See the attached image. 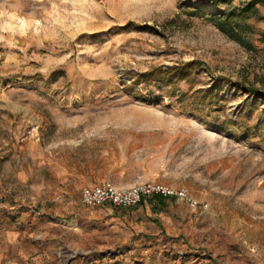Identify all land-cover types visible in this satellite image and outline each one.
<instances>
[{"label":"rangeland","instance_id":"374dc122","mask_svg":"<svg viewBox=\"0 0 264 264\" xmlns=\"http://www.w3.org/2000/svg\"><path fill=\"white\" fill-rule=\"evenodd\" d=\"M263 35L264 0H0V264H264ZM103 181L193 202L111 229Z\"/></svg>","mask_w":264,"mask_h":264},{"label":"built area","instance_id":"2783aa9c","mask_svg":"<svg viewBox=\"0 0 264 264\" xmlns=\"http://www.w3.org/2000/svg\"><path fill=\"white\" fill-rule=\"evenodd\" d=\"M154 195L175 196L193 202L184 188H171L160 182H147L131 186H116L109 181L83 186L80 200L86 207L110 203L119 207H131L144 197ZM195 203V202H194Z\"/></svg>","mask_w":264,"mask_h":264},{"label":"crops","instance_id":"0c3cea01","mask_svg":"<svg viewBox=\"0 0 264 264\" xmlns=\"http://www.w3.org/2000/svg\"><path fill=\"white\" fill-rule=\"evenodd\" d=\"M158 198H163L162 196L157 195ZM144 199V198H143ZM141 202V201H140ZM139 202V203H140ZM160 203V202H158ZM150 204L151 207L148 208L145 205H140V208L137 207L134 210L130 209H122V211L113 210L112 208L115 207L114 205L110 203H104L102 204V208H105L108 211L102 212L107 216V225L111 227V229H114L116 226H121L122 224L125 226L127 223L131 224V222L137 223L141 225L139 227L148 226L152 227L154 223L152 222L153 217H159L160 216V209L164 208L161 204ZM116 208V207H115ZM130 221V222H129ZM139 223V224H138ZM8 239V238H7Z\"/></svg>","mask_w":264,"mask_h":264},{"label":"trees","instance_id":"16d2710c","mask_svg":"<svg viewBox=\"0 0 264 264\" xmlns=\"http://www.w3.org/2000/svg\"><path fill=\"white\" fill-rule=\"evenodd\" d=\"M217 21V26L225 33H227V35H230V36H233V37H236L233 33V30L231 28H228L224 25V22L222 20H216ZM262 40L264 41V35L262 36ZM192 62H189L188 64H186L184 66V69L187 68L186 66L189 67V64H191ZM182 69V72L181 73H178L177 76L178 77H182L185 73V70ZM252 90H257L255 88H252Z\"/></svg>","mask_w":264,"mask_h":264}]
</instances>
